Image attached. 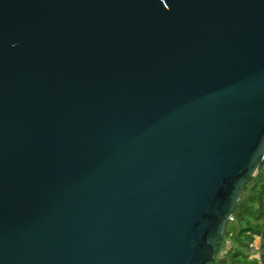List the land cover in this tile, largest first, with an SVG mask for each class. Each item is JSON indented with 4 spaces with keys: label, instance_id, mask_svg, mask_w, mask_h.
Returning a JSON list of instances; mask_svg holds the SVG:
<instances>
[{
    "label": "water",
    "instance_id": "obj_1",
    "mask_svg": "<svg viewBox=\"0 0 264 264\" xmlns=\"http://www.w3.org/2000/svg\"><path fill=\"white\" fill-rule=\"evenodd\" d=\"M264 163V0H0V264H214Z\"/></svg>",
    "mask_w": 264,
    "mask_h": 264
},
{
    "label": "trees",
    "instance_id": "obj_2",
    "mask_svg": "<svg viewBox=\"0 0 264 264\" xmlns=\"http://www.w3.org/2000/svg\"><path fill=\"white\" fill-rule=\"evenodd\" d=\"M232 217L214 264H264V163L247 185ZM257 236L262 240L261 263L252 258L250 247Z\"/></svg>",
    "mask_w": 264,
    "mask_h": 264
},
{
    "label": "built area",
    "instance_id": "obj_3",
    "mask_svg": "<svg viewBox=\"0 0 264 264\" xmlns=\"http://www.w3.org/2000/svg\"><path fill=\"white\" fill-rule=\"evenodd\" d=\"M233 220V217L231 218V221ZM261 244L262 240L260 237H255L253 243L250 245L253 256L252 258L257 259L260 263L262 262V254H261Z\"/></svg>",
    "mask_w": 264,
    "mask_h": 264
},
{
    "label": "rangeland",
    "instance_id": "obj_4",
    "mask_svg": "<svg viewBox=\"0 0 264 264\" xmlns=\"http://www.w3.org/2000/svg\"><path fill=\"white\" fill-rule=\"evenodd\" d=\"M231 230V229H230Z\"/></svg>",
    "mask_w": 264,
    "mask_h": 264
}]
</instances>
